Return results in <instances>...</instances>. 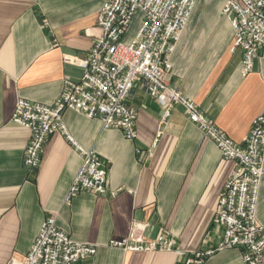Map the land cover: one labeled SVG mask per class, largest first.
Returning a JSON list of instances; mask_svg holds the SVG:
<instances>
[{
    "label": "crops",
    "instance_id": "crops-1",
    "mask_svg": "<svg viewBox=\"0 0 264 264\" xmlns=\"http://www.w3.org/2000/svg\"><path fill=\"white\" fill-rule=\"evenodd\" d=\"M225 0H197L172 56L167 80L196 102L229 138L242 143L264 114V50L252 72L242 73V52H231L234 29L222 14ZM102 0H0V264L23 260L48 217L77 242L98 247L79 264H176L175 253H137L108 246L136 221L145 235L175 237L183 251L215 248L221 229L215 211L235 162L175 106L164 123L162 106L143 81L129 97L138 138L102 128L72 110L64 122L79 145L107 166L106 195L84 191L67 201L82 164L60 133L45 143L42 162L29 171L23 156L31 132L12 120L20 98L52 105L66 80L84 74L65 57L86 59L100 34ZM134 20L126 38L134 36ZM158 138L157 146H154ZM257 207L264 224V175ZM115 193V194H114ZM114 194V195H113ZM204 264H244L242 251L216 252Z\"/></svg>",
    "mask_w": 264,
    "mask_h": 264
},
{
    "label": "built area",
    "instance_id": "built-area-1",
    "mask_svg": "<svg viewBox=\"0 0 264 264\" xmlns=\"http://www.w3.org/2000/svg\"><path fill=\"white\" fill-rule=\"evenodd\" d=\"M197 0H102L97 27L100 34L86 59L66 56L68 64L80 65L84 74L77 81L66 80L63 91L48 106L20 98L12 120L31 132L24 151V166L29 171L42 162L45 143L60 133L73 145L83 161L69 187L67 201L89 191L106 195L107 166L96 151L79 145L64 122L72 110L89 119L97 118L105 130H120L125 138H138L137 113L129 104L136 83L148 86L150 97L163 108L164 123L175 106L182 107L188 119L219 148L223 158L235 162L215 211L213 226L221 229L215 248L183 251L175 237L160 232L155 238L145 235V225L134 221L127 237L112 239L108 246L137 253H175L176 264H204L218 251L237 248L244 264H264V224L257 218L259 192L264 175V114L253 121L242 143L229 138L191 98L171 86L172 56L188 25ZM234 29L231 52H242L241 70L252 72L254 62L264 50V0H225L222 7ZM136 18L138 29L127 39ZM158 138L154 146L158 144ZM115 194V193H114ZM113 194V195H114ZM23 260L9 264H79L97 254L98 247L75 241L48 217Z\"/></svg>",
    "mask_w": 264,
    "mask_h": 264
},
{
    "label": "rangeland",
    "instance_id": "rangeland-1",
    "mask_svg": "<svg viewBox=\"0 0 264 264\" xmlns=\"http://www.w3.org/2000/svg\"><path fill=\"white\" fill-rule=\"evenodd\" d=\"M138 20H139V18H136V21H137V22H139Z\"/></svg>",
    "mask_w": 264,
    "mask_h": 264
}]
</instances>
